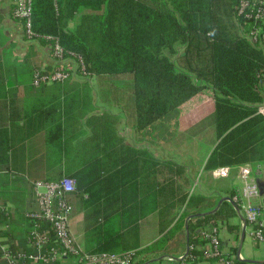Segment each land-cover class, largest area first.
Listing matches in <instances>:
<instances>
[{
	"label": "trees",
	"instance_id": "16d2710c",
	"mask_svg": "<svg viewBox=\"0 0 264 264\" xmlns=\"http://www.w3.org/2000/svg\"><path fill=\"white\" fill-rule=\"evenodd\" d=\"M237 3L238 0H32V29L42 43H51L44 37L57 38L66 58H81L86 76L130 77L138 129L162 120L209 88L214 99L216 144L210 162L250 166L251 157L241 154L248 151L245 135L257 122L264 123V118L255 114V106L264 101V51L240 35L235 23ZM78 12L80 23L75 30L70 29L69 23ZM79 71L78 68L81 75ZM26 118L34 122L37 118L50 120L37 115ZM86 124L92 129L90 155L115 156L120 141L115 117L102 113L87 118ZM254 162L264 164V155ZM117 166L89 162L72 172L62 166L63 173L45 181L74 179L75 191L68 197L71 206L72 197H86L98 216L105 215L109 241L112 223L118 220L123 231L119 228L115 241L124 252H134L138 258L134 264H144L159 256L151 245L138 250L136 242L137 222L147 213L144 205L149 198L118 194L126 181L120 183L122 167ZM139 175L142 179L135 185L146 192L150 186L154 193L150 199H155L161 232L171 227L157 242L168 241L183 229L189 214L201 213L197 208L205 198L190 194L192 182L182 167L151 158L150 170L148 165L143 166ZM128 187L131 190L132 184ZM180 209L184 212L176 220ZM231 214L234 210L225 202L214 214L191 219L188 254L175 264L200 263L207 240L198 229ZM37 225L38 232L48 240L44 248L56 247L50 225L44 220Z\"/></svg>",
	"mask_w": 264,
	"mask_h": 264
},
{
	"label": "crops",
	"instance_id": "0c3cea01",
	"mask_svg": "<svg viewBox=\"0 0 264 264\" xmlns=\"http://www.w3.org/2000/svg\"><path fill=\"white\" fill-rule=\"evenodd\" d=\"M80 15V12L75 14L69 23L70 29L75 30L79 25ZM57 66L67 70L69 77L51 84L33 85L35 71H47ZM130 88V77L83 76L77 72L73 58L56 62L51 55L50 44L25 37L22 24L13 17L12 0H0V245L12 254H34L36 249L31 236L34 226L29 214L38 208L33 183L63 173L65 169L62 166H68L72 172L89 162L105 166L116 163L118 169L122 167L119 175L122 179L118 178L122 180L120 183L126 181L118 194L121 193L122 197L137 195L149 198L144 205V212L147 213L137 222L136 242L138 250L154 244L171 227L161 232L155 199H150L154 197L153 191L150 186L146 192L140 185H135L136 181L142 179L139 175L141 167L148 165L150 170L152 158L184 169L192 182L190 194L205 198L197 208L201 213L196 214L210 213L222 199L219 208L225 202L231 204L234 214L218 218L199 228L198 232L210 226L217 227L216 223H220L218 239L221 251L224 248L225 254H228L226 249L230 247L229 243H233L232 247L236 250L238 241L236 258L240 261V255L241 260H244L240 252L248 227L237 211L240 207L236 202L241 189L233 184L236 180L241 182L237 176L238 168L246 166V163L221 165L210 162L216 146L213 139L212 91L209 88L200 91L162 120L138 129ZM190 103L196 104L193 110L190 109ZM33 107H37V111ZM102 113L116 119L115 131L120 141L115 156L102 153L90 155L88 151L92 129L86 120ZM35 115L42 118L47 116L50 120L37 118L34 122L26 118ZM254 166L255 172L252 171L251 177L254 173H260L261 166ZM224 168L228 170L226 176H214L216 170ZM219 182H223V185H218ZM72 199L69 229L83 253H127L115 241L116 232L122 229L118 220L112 223L109 241L110 230L105 223V215L102 213L98 216L94 205L90 206L86 197ZM260 199L264 201V189L260 190ZM183 212L184 209H180L176 220ZM192 215L195 214L185 218L183 229L176 231L168 240L172 242V250L174 246V253H166L162 260L152 259L147 263L175 264L183 257L187 249V232L188 240L190 235L188 222L197 218L190 217ZM149 219L152 222V234H157V237L142 245L141 227ZM260 262H264V257ZM46 264L76 263L74 258L68 257L60 262Z\"/></svg>",
	"mask_w": 264,
	"mask_h": 264
},
{
	"label": "built area",
	"instance_id": "2783aa9c",
	"mask_svg": "<svg viewBox=\"0 0 264 264\" xmlns=\"http://www.w3.org/2000/svg\"><path fill=\"white\" fill-rule=\"evenodd\" d=\"M13 17L23 27L27 39H37L32 29V0H12ZM235 23L240 30V35L255 48L264 51V0H238L235 10ZM50 39V51L53 59L60 63L66 59L64 51L57 38ZM73 58L76 68L80 69L81 75L86 76L84 64L81 58ZM69 72L62 67L53 68L49 71H35L33 85L41 86L59 82L69 77ZM260 87L263 81L259 82ZM255 114L264 118V101L255 106ZM226 168L214 172L215 177L226 176ZM252 169L248 166L238 168L237 176L243 185L238 198V213L242 216L245 225L250 229L249 235L257 243L264 244V201L260 199V191L253 179ZM76 181L71 178L62 177L58 181H36L33 183V192L36 197L37 211L29 214L34 221L32 240L35 246V253L12 254L5 247L0 245V264H19V261H28L34 264L55 263L62 257L75 259L76 264H134L136 257L134 252L123 254L103 253L99 255H88L83 253L77 246L74 237L69 229V218L72 206L68 201L69 195L74 193ZM44 220L54 234L56 247L44 248L48 240L44 233L38 232V222ZM205 233L207 244L203 249L200 263L215 264H236L225 257L220 248L218 239V226H210L202 230ZM182 258H180L181 260ZM238 259L241 260L240 255ZM172 261L171 259H168Z\"/></svg>",
	"mask_w": 264,
	"mask_h": 264
},
{
	"label": "rangeland",
	"instance_id": "374dc122",
	"mask_svg": "<svg viewBox=\"0 0 264 264\" xmlns=\"http://www.w3.org/2000/svg\"><path fill=\"white\" fill-rule=\"evenodd\" d=\"M189 106H190V109L193 110V107H196V104L190 103ZM245 138H246L245 139L246 142L244 143L245 144L244 146L248 147V151L247 152L245 151L241 155L251 157L252 163L248 167L251 168L252 171L255 172V169H254L255 166L254 165H260L261 166L260 167V173L256 174V175L254 173V175H252V177H251V178H253L254 183L256 184V186L258 187V189L260 191L261 189H264V165H263V163H255L254 160L257 157H261L264 155V123L263 122H259V123L257 122L256 124H254V126H252L251 130L247 133V135H245ZM237 144H239V143H237ZM217 184L222 186L223 182H219ZM233 185L240 188V189H242V187H243L242 183L239 180L234 181ZM150 220L151 219L144 221L142 224V227H141L140 242L142 245H146L149 242L154 241V239H156V237H157V234H155V235L152 234V222ZM216 225L218 227H221V224L218 222L216 223ZM249 232H250V229L247 228L245 231V237H244V241L242 243L241 252H240L241 255L244 257L245 261H243L242 263H237V264H252V263H250L251 261L260 262L262 257H264V244L257 243L255 241H253L251 236L249 235ZM234 241L236 242L237 239L234 238ZM156 242L151 245V246H153L154 251L156 252V255H159L155 259L164 257V254H166V253L167 254H170L171 252L174 253V246H173V250H172V248H170V244H172V242L165 241V240H161L157 243ZM232 244L229 243L230 247L228 249H226L228 254H225L223 247H222L223 248L222 253L225 257L236 262V261H238L236 258V253H237V249H238L239 244L237 241L236 250H234V248L232 247ZM136 262H137V260H136ZM146 263H144V264H146ZM147 264H159V262H151V263H147ZM210 264H214V263H210Z\"/></svg>",
	"mask_w": 264,
	"mask_h": 264
},
{
	"label": "water",
	"instance_id": "95a60500",
	"mask_svg": "<svg viewBox=\"0 0 264 264\" xmlns=\"http://www.w3.org/2000/svg\"><path fill=\"white\" fill-rule=\"evenodd\" d=\"M224 199H222L221 200V202L223 201ZM221 202L218 204V206L213 210V211H211L210 213H206V214H195V215H192V216H190V217H203V216H206V215H209V214H214L217 210H218V208H219V206H220V204H221ZM236 210H237V208L236 207H234ZM238 211V210H237ZM244 221V220H243ZM186 229H187V224H186ZM188 251H189V248H188V232H187V249H186V252H185V254L183 255V257H185V256H187V254H188ZM182 257V258H183ZM163 258L161 257V258H158V259H155V260H152V261H157V260H162ZM176 260V259H175ZM240 260V259H239ZM151 261V262H152ZM240 261H245V260H240ZM250 263H252V264H262V263H264V262H257V261H251Z\"/></svg>",
	"mask_w": 264,
	"mask_h": 264
}]
</instances>
